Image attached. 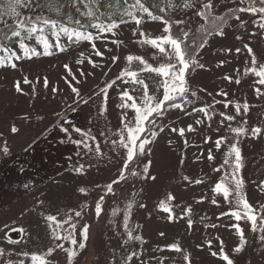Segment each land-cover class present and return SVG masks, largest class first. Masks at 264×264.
<instances>
[{
    "label": "rangeland",
    "instance_id": "obj_1",
    "mask_svg": "<svg viewBox=\"0 0 264 264\" xmlns=\"http://www.w3.org/2000/svg\"><path fill=\"white\" fill-rule=\"evenodd\" d=\"M40 2L44 3V0ZM58 2L63 5L65 0ZM146 3L149 6L159 5L161 0H146ZM234 6L221 5L218 11L224 12L226 7ZM256 6L264 5H260L259 0H256ZM81 9L83 10L82 5ZM21 11L24 15L28 14L26 10ZM105 11L114 13L115 18L119 19L120 13L117 8H106ZM154 11L158 12V9ZM64 12H71L74 17H79L74 8H65ZM45 14L53 19H59L52 13ZM240 15L242 19L249 20L246 28H240L238 22L231 20L229 21L231 26L224 28V36H211L206 46L198 50V60L204 67L189 70L187 80L190 89L197 91L199 100L187 111L190 112L192 107H202L205 102L211 103L213 99H223L216 95L223 90L228 92V99H235L241 103L247 100L252 106L247 117L249 128L264 127V97L257 99L254 93L253 82L258 78L243 74L246 62L250 65L248 54L243 50L244 43L253 48L258 62L264 63V29L251 22L250 14ZM189 17H192L190 11L170 12L166 18L176 20ZM80 18L82 23L92 22L90 18ZM200 23L199 18H192L190 27L193 32ZM135 27L134 23L121 26V31L115 38L123 40L124 43L119 48L108 43L107 47L112 48V52L105 51V41L97 42V48L104 52V57L93 56V59L101 64L102 68H93L88 63L83 65L75 63L81 52L85 58L92 55L91 46L87 42L73 44L62 53L53 49L55 54L52 56L15 61L17 63L15 69L0 68V148L6 141L10 150L9 155H4L0 151V247L13 253L10 257L12 260L24 259L25 264H32L30 258L17 257L15 253L27 252L30 257L31 254L42 255L52 247L55 251L46 257L50 264H67V254L56 248V244L62 243L65 248L72 245L70 241L52 239V230L46 216L57 215L59 220L65 219L66 214H71L77 224L75 237L78 244L79 242L86 244L83 250L76 246L78 254L73 264H125L124 258L132 252L142 255L133 257L128 264H140V261H143V264H158V260H163L164 264H186L182 259L183 255L190 256L191 264H227L219 255L220 241H223V252L233 259L234 264H264V241L260 240L259 231H251L250 222L243 220L239 222L244 228L246 243L241 253L237 254L234 251L235 247L240 245V237L236 229L229 225L237 222L234 218L220 216L221 213L230 211V208L223 202L222 197L212 191L215 183L229 170L225 165L220 172L213 171L223 164L227 144H222L217 150L214 143H204V139L211 137L212 141H215L226 135L228 142L231 143L234 135L228 132L227 125L221 127L219 132L216 131L220 119L218 115L208 121L200 113L186 115L179 110H172L163 118L165 131L148 146L151 148V154L138 157L130 165V168H136L139 164L140 168L136 170L140 171L143 164L151 160L150 173L156 176V180L129 177L128 180L113 186L115 196L105 194L103 186L117 177L125 156L124 150H120L117 155L101 142L102 151L106 154L103 158L83 154L77 157L75 145L67 141L60 143L61 139H65L64 133L58 129L49 131L57 123L58 113L67 116L77 127L85 130L91 127L93 134L101 141H103L99 136L101 130L108 132L109 135L118 131L122 126L121 109L117 107L120 102L118 92L122 90L118 86L120 82L109 89L108 111L102 117L98 115L101 96L95 93L127 66L124 57L128 54L142 55L149 63L155 64L151 57L156 50L135 43L136 38L131 32ZM163 27L161 22H146L141 25V29L152 37L161 35ZM237 35L242 36V39L237 40ZM49 39L54 43L53 37L50 36ZM61 42L67 43L64 38ZM7 46L20 54L18 44ZM237 47L242 49L240 53L235 52ZM228 49L232 51L229 52ZM38 50L42 51L40 48ZM113 54L121 57L114 65L109 59ZM221 61L224 62L222 65ZM65 64L69 65L72 74L80 81L73 82V86L79 89L83 99H88L87 104L81 100L74 113L68 108L75 93L70 91L69 84L65 81V77L71 80ZM135 66L134 62L133 69ZM81 69L86 74L84 77L79 75ZM88 73L91 75H87ZM142 76L149 86V95L156 94L162 97L163 89L156 92L154 87L160 77L148 73H143ZM226 76L233 77V80L230 82L224 79ZM25 77L32 83L24 84ZM45 77L49 82L47 88L43 86ZM235 79H240L241 83L237 85ZM17 81L21 84L22 92L16 91ZM54 87L58 91L53 92ZM129 90L131 91V88ZM215 107L218 111H225L220 104ZM233 111L231 106L227 109L228 114H232ZM133 116L134 112L128 110V118L132 119ZM197 119L203 120L204 123L196 124ZM89 121L92 123L89 124ZM231 123L233 127L237 126L236 121ZM189 124L193 125L195 131L186 130L184 137L178 132L169 131V127L187 129ZM13 126L19 131L12 133ZM68 127L71 131V126ZM72 138L78 139L79 136L72 132ZM111 138L118 139L116 136ZM185 139L188 141L187 145L184 144ZM239 146L244 156L245 167L241 174L245 181L246 198L254 207L259 208L264 205V138L242 137ZM209 149H212L214 157L212 161L207 159ZM69 156L72 157L71 160L66 159ZM80 164L85 166L83 173L74 171ZM185 176L189 180H184ZM197 179L203 183H194ZM26 183L30 185L28 189L24 188ZM98 185L100 187H97ZM81 188H84L86 193H81L79 191ZM169 194L175 199L168 200ZM101 195L104 196L103 210L100 216L96 217L95 205ZM212 199H217L220 203L214 205L211 203ZM161 201H167L172 209L171 219L169 213L160 208ZM129 202H133L130 213L126 212ZM141 204L145 207H140ZM189 207L192 211L187 214L184 210ZM75 211H81L82 216L75 217ZM125 215L129 216L132 239L128 238L123 226ZM188 219L194 222L192 228H188ZM85 224L90 226L87 241H83L80 231L81 226ZM212 224H216V227H206ZM258 225L264 226V221H259ZM69 227L66 224L57 231L63 235L64 229ZM21 228L23 232L19 231ZM6 236L20 243L8 244ZM135 237L140 239L137 240ZM172 243L179 244L183 253L157 250ZM214 251L218 252L215 257L211 255Z\"/></svg>",
    "mask_w": 264,
    "mask_h": 264
},
{
    "label": "snow or ice",
    "instance_id": "obj_2",
    "mask_svg": "<svg viewBox=\"0 0 264 264\" xmlns=\"http://www.w3.org/2000/svg\"><path fill=\"white\" fill-rule=\"evenodd\" d=\"M260 5H264V0H259ZM235 5L234 7H226V11L219 12L221 5ZM83 6V10L81 9ZM117 8L119 10V19H116L114 13L105 11L106 8ZM75 9L79 13V17H74L71 12L65 13L64 9ZM21 9L27 11V15H24ZM158 9L157 11H154ZM192 12V17L188 19H176L171 20L166 18L170 12ZM45 12L52 13L59 19H53L50 15H46ZM35 13V14H33ZM162 13V14H161ZM250 14L251 22L256 24L258 28L264 29V6H256V0H161L159 5H148L146 0H65L63 5L59 4L58 0H44L41 3L40 0H0V68L10 67L12 69L17 68L15 61L31 60L34 57L39 58L41 56L54 55L53 49L59 52H65L71 45L79 44L81 42H87L92 49V55L87 58L84 57V53L81 52L75 63L83 65L88 63L93 68H102L103 66L93 59L95 57H104V52L97 48V42L105 41V51L112 52V48L107 47L108 43H111L116 48L123 45V40L117 37L121 31L122 25L134 23L135 28L131 29L132 36L135 39V43L141 47L150 46L155 49L156 52L152 55L151 59L155 61V64L149 63L148 59H145L142 55L128 54L124 57L127 62L125 66L114 79L105 82L104 87L100 88L95 95L101 96V105L98 111L99 116H103L108 111L109 89L116 86L119 83V87L122 89L118 92L119 103L117 107L121 109V127L117 132L108 134V132L101 130L99 136L103 138V141L97 138L93 134L91 127L87 130L77 127L75 123L67 118V116L58 113V120L52 129H58L65 134V139H61L60 143H72L76 147L75 155L81 157L84 156H96L103 158L106 154L102 151L101 142L109 146V150L119 155L120 150L125 151V156L122 159L121 168L118 170V175L115 179L103 186L105 194L116 195L114 185L128 180L129 177H140L144 180H156V176L150 173L151 160L143 164L140 171V165L137 164L136 168H130L138 157H143L151 154V145L154 140L165 131L166 125L163 123V118L167 117L172 110H179L186 115H192L193 113L203 114L208 121H211L214 116H219L217 132L221 127L227 125L228 132L233 133L232 142H228V137L220 136L215 141H212L211 137H206L204 143H214L217 150L220 149L222 144H227V151L223 154L224 160L220 167L214 168V172H220L225 165L228 166V171H225L223 176L218 182L215 183L212 191L230 208V211H226L220 214L221 217H229L237 222L229 225L236 229L237 234L240 237V245L235 247L234 251L239 254L242 252L246 243L244 238V228L239 223L240 221L250 222L251 231L261 233L260 240L264 241V226L258 225L259 221H264V205L259 208L254 207L246 198L244 191V178L242 176V170L245 167L244 156L240 145L242 137L252 138H264V127H248V115L251 110V105L244 100L241 103L235 99H228L227 91H219L216 95L223 97L221 100L213 99L211 103L205 102L202 107H192L191 111L187 109L194 105L199 100L196 90H191L188 85L187 74L190 69L203 68L204 65L198 60L199 49L206 46L208 39L213 35L224 36V28L230 27L229 21L234 20L238 22L240 28H246L249 20L242 19L240 14ZM80 17L90 18L92 22L90 24L82 23ZM199 18L201 23L193 32L190 23L192 18ZM9 21H12L9 23ZM146 22H161L163 24L162 34L152 37L146 34L141 25ZM75 25L76 27H72ZM177 31L174 33L173 29ZM92 29L94 31H89ZM255 35V33H253ZM54 38V43L49 37ZM66 39L67 43H62L61 39ZM237 40H241L242 36L237 35ZM7 42V43H5ZM18 44L20 54H17L15 50L8 47L7 44ZM42 49V51L38 50ZM243 50H246L250 65L246 62L243 74L245 76L251 75L258 79L254 80V93L257 99L264 97V63L258 62V59L254 53L253 48L248 44H243ZM229 52L232 49H228ZM241 48L235 49L236 53H240ZM112 64H116L121 57L113 54L109 57ZM135 62V68L133 64ZM221 65L224 63L220 62ZM68 70L71 80L65 77L66 83L69 84L70 91L75 93V97L68 108L71 112H76L81 100L84 104L88 103V99L81 97L80 91L77 87L73 86V82L79 83L76 76L72 74L71 68L68 64L64 65ZM111 70L110 67L108 69ZM143 73L154 74L160 77V80L155 83L154 87L156 92L162 88V97L156 94L149 95V86L145 83L142 76ZM239 73V69L237 70ZM80 77H84L86 74L81 69L79 72ZM87 75H91L88 73ZM107 75V72H105ZM224 79L232 81L233 77L226 76ZM39 78H37V82ZM237 85L241 83L240 79L234 81ZM24 84H31L27 77L23 79ZM48 80L45 77L43 80V86L48 87ZM127 86V87H126ZM139 86V87H137ZM15 88L17 92H22L21 84L16 82ZM131 88V91L129 90ZM35 90V89H34ZM58 91L55 87L53 92ZM201 91H204L201 89ZM133 93H136L135 95ZM208 95H212L208 93ZM189 97H192L190 99ZM91 99V97H89ZM220 104L225 111H218L215 105ZM75 105V106H74ZM234 109L232 114H228L227 109L229 107ZM128 110L134 112L132 119L128 118ZM160 120V123L157 121ZM237 122V126L233 127L231 122ZM92 122L89 121V124ZM196 124L204 123L203 120L197 119ZM71 126V131L68 126ZM210 126V124H209ZM192 132L195 128L192 124L185 128L169 127V131L177 133L181 136H185V131ZM19 129L13 126L11 128L12 133L18 132ZM72 132L78 134V139L72 138ZM111 136H116L118 139H112ZM184 144L187 145V139L184 140ZM31 148V145L29 146ZM0 151L4 155H9L10 150L5 141ZM203 155V153H201ZM71 160L72 157H66ZM207 159L212 161L214 159L212 155V149L208 150ZM183 163V158L181 159ZM91 167V165H89ZM21 173L23 168H20ZM79 173L85 171V166L80 164L74 169ZM189 180L187 176L183 178ZM196 184L203 183L202 180L197 179L194 181ZM29 184H24V188L28 189ZM97 187H100L99 185ZM81 193H86L84 188L79 189ZM175 197L169 194L168 200H174ZM104 196L101 195L95 205V215L99 217L102 212V205ZM43 203V201H39ZM211 203L218 205L220 202L217 199H212ZM133 206V202H129L126 206V212L130 213ZM140 207H145L141 204ZM160 208L169 213V218H172V209L168 206L167 201H161ZM187 214L191 213V208L184 210ZM75 217H81V211L74 212ZM46 221L49 222V226L52 230V239L56 241L66 240L70 241L72 247L65 248L64 244L57 243L56 248L62 249L66 254L67 264H73L74 258L77 256L76 246L80 250L86 247L84 242H79L75 237V231L77 228L76 222H74L73 215L66 214L65 219H57V215H47ZM129 216L124 217V228L127 231L129 239L133 238V233L129 229ZM193 221L188 219V228H192ZM69 225V228L64 229V234L61 235L57 229H61L64 225ZM54 225V227H53ZM210 227H216V224L206 225ZM89 225L85 224L81 226V236L83 241H87L89 233ZM23 232V229H19ZM163 236L164 234L161 233ZM8 244H19L20 241L13 240L5 237ZM139 240L140 237H135ZM221 249L219 251L220 258L226 261L227 264H234L233 259L229 257L226 252H223V241H220ZM211 241H209V246ZM158 251H174L175 253H183V249L177 243L164 246V248H158ZM55 251L54 248L49 247L44 254H31L27 252L15 253L17 257L30 258L32 264H50V261L46 257L51 256ZM12 252L6 251L4 247H0V264H25L24 259L12 260L10 257ZM142 253L138 254L132 252L131 255L124 258L125 264H128L133 257H138ZM212 256H217L218 252L211 253ZM183 261L186 264H191L189 255L182 256ZM143 264V261H140ZM158 264H164L163 260H158Z\"/></svg>",
    "mask_w": 264,
    "mask_h": 264
},
{
    "label": "trees",
    "instance_id": "obj_3",
    "mask_svg": "<svg viewBox=\"0 0 264 264\" xmlns=\"http://www.w3.org/2000/svg\"><path fill=\"white\" fill-rule=\"evenodd\" d=\"M176 31H177V29H176V28H174V29H173V32L175 33ZM190 70H192V69H190Z\"/></svg>",
    "mask_w": 264,
    "mask_h": 264
}]
</instances>
